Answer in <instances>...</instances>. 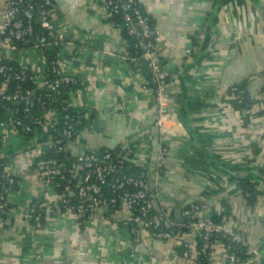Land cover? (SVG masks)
Returning a JSON list of instances; mask_svg holds the SVG:
<instances>
[{"label": "crops", "instance_id": "crops-1", "mask_svg": "<svg viewBox=\"0 0 264 264\" xmlns=\"http://www.w3.org/2000/svg\"><path fill=\"white\" fill-rule=\"evenodd\" d=\"M6 2L0 0V23ZM55 2L56 32L87 48L78 54L62 48L57 55L61 67L79 75L71 107L85 117L71 157L130 144L134 166L147 170L154 192L158 188L159 207L175 219V212L199 203L209 218L245 225L264 264V0H222L215 23L209 21L215 0H139L160 33L157 51L170 77L173 114L164 133L155 127L148 71L142 62L124 59L129 42L106 18L100 0ZM202 31L214 40L206 53ZM46 53L30 48L4 57L32 69L46 66ZM48 142L45 129L29 142L0 129V158L21 184L10 196L12 210L0 233V264H191L182 255L183 243L193 241L188 235L169 242L146 236L137 246L127 229L117 230L110 220H89L79 228L70 216L33 228L23 214L43 198L34 163ZM160 142L169 154L159 174ZM202 149L209 158L200 155ZM239 179L257 193L253 204ZM213 257L226 264L219 243Z\"/></svg>", "mask_w": 264, "mask_h": 264}, {"label": "built area", "instance_id": "built-area-1", "mask_svg": "<svg viewBox=\"0 0 264 264\" xmlns=\"http://www.w3.org/2000/svg\"><path fill=\"white\" fill-rule=\"evenodd\" d=\"M100 2L108 20L122 14L127 34L130 37L139 34L142 39L139 56L124 59L145 63L157 112L155 127L164 133L173 114V103L168 93L170 77L157 51L160 33L144 18L137 0ZM57 11L55 0H7L0 23V110L3 109L0 115L6 116V120L0 118V129H7L26 142L29 135L35 138L40 129H45L49 139L40 148L34 163L45 192L42 200L25 208V221L40 230L46 220L59 216L74 218L79 228L89 220H110L117 230L127 229L137 246L146 236L153 241L169 242L188 235L193 241L183 243L182 255L191 264H215L213 249L217 243L224 249L226 264H259L260 254L250 245L245 225L236 228L227 219L222 223L214 222L196 203L182 209V217L189 222H177L163 208L157 210L160 194L158 188L156 192L152 189L148 174L130 176L126 170L134 166L130 144L104 154L93 152L71 157L69 149L77 136L76 126L84 122L85 117L72 110L71 97L65 99L62 93L79 84V75L61 67L58 59L51 63L47 59L44 67L16 68L5 64L6 58L1 55L9 50L30 48L44 54L51 48L71 47L76 54L86 50L56 32L52 17ZM35 24L42 28L38 40H34ZM213 44L212 38L209 46ZM48 73L54 76L52 80ZM28 81L36 86V91L24 87ZM10 87L14 89L8 92ZM37 91H43L44 95L36 96ZM36 101L40 112L33 115L31 107ZM11 104L15 108H9ZM20 105L23 107L18 109ZM158 150L160 174L169 151L161 142ZM52 151L54 154L50 156ZM20 185L19 179L8 170L7 162L0 158V233L12 210L10 196ZM243 195L250 197L249 193Z\"/></svg>", "mask_w": 264, "mask_h": 264}, {"label": "trees", "instance_id": "trees-1", "mask_svg": "<svg viewBox=\"0 0 264 264\" xmlns=\"http://www.w3.org/2000/svg\"><path fill=\"white\" fill-rule=\"evenodd\" d=\"M137 2H139V0H137ZM221 2H222V0H215V8H214V11L210 14L209 21L214 20V23L216 22V15L218 13V7L220 6ZM140 6H141V10H142V13H143L144 18L147 19V21H149V23L153 27H156L155 26V23L152 21V19L144 11L143 6L141 4H140ZM38 9L39 8L37 7V10ZM109 21L112 22L113 24L117 25V26L122 27V33L124 34L125 38L129 42V46H130V57H137V56H139L140 50H139L138 46H139L140 42L142 41V39L139 36V34H136L135 36H132V37H130L127 34L125 25H124V23L122 21V14L116 16L114 19L109 20ZM205 30H206V28H205ZM41 34H42V28L40 27V25L35 24V36H34V40H38V37ZM47 35L49 36V34H47ZM200 35L206 37L207 31L206 32L202 31ZM208 50H209V46L206 49H203V51L205 53L208 52ZM59 52H60V48H57L56 51L54 52V54L52 53L50 56H49L48 53H46V55L48 57V61L51 63L54 59H57V57H58L57 55H58ZM129 62H131V61H129ZM136 62H142V61H136ZM4 63L5 64H8V65H13L16 68H22L19 64L15 63L13 61H9L7 59H4ZM142 64L144 65L145 69H147L145 63L142 62ZM148 74H149V72H148ZM48 76L50 77L51 80L54 78V76L51 73H48ZM149 77H150V75H149ZM24 87L27 88V89H34L35 91L37 90L36 86H34L33 83L30 82V81H28L26 84H24ZM75 87H71V88L64 89L63 90V93H62V97L65 98V99H69L71 97V92L75 89ZM13 89H14L13 87H10V89H8V92L13 91ZM42 95H44V93H43V91H40L38 93V97L39 96L41 97ZM22 107L23 106L20 105L17 108L18 109H21ZM9 108H15V107L11 104V105H9ZM31 110H32V114L33 115H37L40 112V108L38 106V101H36L34 103V105L31 107ZM0 112L3 113V109H1ZM23 120L27 121L26 118H24ZM82 124H83V122L80 125L76 126V131L77 132H78L79 128L82 126ZM33 138H34V136H33V134H31V135H29L27 137L26 140L27 141H30ZM106 152H107L106 150H103L99 154H104ZM110 152H113V151H110ZM199 153H200V155L203 158H209L208 151H206L205 149L199 150ZM53 154H54L53 151L52 152H49V155L50 156H53ZM126 170H127L128 174L130 176H140L141 174H148V171L147 170L142 169V168H137L135 166L131 167L130 169L128 167H126ZM239 182H240V187L242 189V192L244 194H246V193H249L250 194V197L247 198V199H248V201L251 204H253L255 202L257 193L254 191L253 187L247 182L246 179H239ZM196 204H199V203H196ZM199 205H201V204H199ZM210 219L213 220L214 222L222 223L223 220H224V217H219V218L213 217V218H210ZM44 224H45V222H44Z\"/></svg>", "mask_w": 264, "mask_h": 264}, {"label": "water", "instance_id": "water-1", "mask_svg": "<svg viewBox=\"0 0 264 264\" xmlns=\"http://www.w3.org/2000/svg\"><path fill=\"white\" fill-rule=\"evenodd\" d=\"M211 38H212L211 34L207 32V35H206V37L204 39V42H203V45H202L203 49H206L209 46ZM12 46H15V43H13ZM1 55L3 56L4 54L2 53ZM109 60H110V62L116 63V61L113 60V59L109 58ZM37 94H38V91L36 92L35 95L37 96ZM156 209L157 210L159 209V205L158 204L156 205ZM175 220L177 222H180V223L181 222H189L188 219L182 217V210H179V211L175 212Z\"/></svg>", "mask_w": 264, "mask_h": 264}]
</instances>
